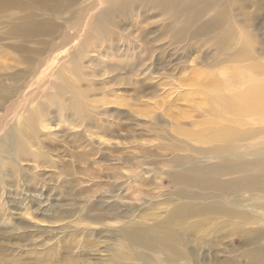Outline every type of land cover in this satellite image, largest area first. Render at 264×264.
<instances>
[{
  "label": "bare ground",
  "instance_id": "bare-ground-1",
  "mask_svg": "<svg viewBox=\"0 0 264 264\" xmlns=\"http://www.w3.org/2000/svg\"><path fill=\"white\" fill-rule=\"evenodd\" d=\"M77 1L0 0V13L12 9L24 12L23 15L10 13L9 18L15 21L6 25L5 33L18 40L15 39L14 45L2 44L20 52L13 60L26 64L25 70H18L16 75L24 74L29 80L39 74L40 80L51 83L53 92L43 96L49 102L28 105L37 95L4 93L1 78L10 74L0 73V107L13 109L0 118V184L4 176L14 178L21 171L22 160L37 162L41 157L37 148L42 141L36 139V131L48 118V106L60 114L74 112L76 118L84 120L81 111H76L83 105L79 90L75 95L59 98L65 89L70 90L63 85L65 80L61 78L63 72L58 66L60 57L56 51L62 49L61 54L67 55L69 61L63 65L68 75H76L80 55H85L89 44L97 45L99 41L113 51L125 48L119 53L126 57L119 66L125 64L130 70L139 68L145 74L146 57L134 53L135 50L132 55L127 52L133 44L128 38L132 35L120 31L117 25L120 21L117 23L114 18L117 14L122 20L137 17L138 22L130 20L132 28L139 30L141 22L148 17L161 16L164 20L155 29L138 31L145 38L156 31L150 38L156 43L168 37L166 45L161 42L155 50L162 52L167 46L180 45L182 57L184 51L193 50L200 36L204 44H212L220 52L215 63H225L207 77L209 91L204 89L206 95L202 97L208 109L200 112L202 122L191 120L205 126L199 131L174 129L188 143L160 144L158 150L155 146L131 144L118 150L119 154L128 152L127 160L122 156L111 159L110 165L114 166L108 165L104 176L111 180L104 192L99 191L98 201H71L80 206L85 220L93 225L83 228L94 240L85 245L79 242L75 250L94 253L97 257L93 264H100L103 256L95 247L96 242L110 244L107 246L110 264H264V19L258 17L264 13V0ZM251 4L254 9L244 10ZM96 7H99L97 13L92 14ZM61 10L74 15L69 20L63 18L62 23L56 22L62 18ZM72 17L74 20L70 22ZM84 18V24L75 27ZM90 18L93 20L90 25L94 27L88 31ZM106 24L114 30L102 32ZM61 26L65 29L60 30ZM93 30H97L96 36L91 35ZM184 41L186 45L182 46ZM139 47H143L141 52L150 49ZM24 50L29 53L22 55ZM54 80L60 85L54 87ZM30 88V82L23 86L25 90ZM12 89L19 92L20 86ZM173 119L178 122L177 118ZM150 150L169 157L155 159L150 157ZM120 162L123 164L115 167ZM145 166L148 170H144ZM85 169L80 168L79 172L84 173ZM25 182L20 186L23 205L36 202L37 211H48L52 206L48 203L50 191ZM81 188L73 190L71 195L80 197L85 189ZM27 209L30 208L26 204ZM110 217L113 223L119 224V229L108 225L105 219ZM58 227L62 229L64 225ZM59 229L51 230L56 234ZM109 230H115L116 235ZM67 250L71 251V247Z\"/></svg>",
  "mask_w": 264,
  "mask_h": 264
},
{
  "label": "rangeland",
  "instance_id": "rangeland-1",
  "mask_svg": "<svg viewBox=\"0 0 264 264\" xmlns=\"http://www.w3.org/2000/svg\"><path fill=\"white\" fill-rule=\"evenodd\" d=\"M260 1L262 2V0ZM77 2L80 3L81 0ZM99 7H96L92 14H96ZM252 9H254L253 4L244 8L248 11ZM61 11L62 18H57L56 22L60 23L61 21L62 23L63 18L69 20L74 15V12L71 14V11L68 10ZM14 12L16 15L24 14L18 9L0 13V50L2 51L0 55L2 66L0 67H3V70L0 69V73L10 74L7 78H1V84L4 85L2 89H4V93H10L11 95H37L34 100L28 102V105L38 106L37 103L49 102V98L43 99V96L53 94L49 85L51 83L46 84L48 83L46 79L40 80L38 78L39 74L29 80L26 79L24 74L17 76V72L25 70L26 64L13 60V58L15 59L20 55V52L2 45L4 43L14 45L18 40L5 33L6 25L15 21L13 18H9L10 13ZM117 15H115L114 20L117 23L120 21L117 24L118 29L133 36V38L132 36L128 37L133 44L127 52L131 55L140 53L146 57L145 66L147 70L145 72L147 74H141L142 71L139 72V68L130 70L125 64L119 66L122 63L121 61L126 58L119 54L125 48L120 51H116V49L113 51L104 48L106 43L101 45L98 41L97 45H94V43L89 44L84 53L85 55H83L84 57L80 55L76 75L74 73L68 75L66 72L68 71L67 67L63 65H66V62L69 61L67 55L63 56L64 53L61 54L62 49L56 51L60 57L58 66L60 65V70L63 72L61 78L65 80L63 85L72 91L71 93L65 89L64 93L61 92L63 95L59 98L70 97L79 90L83 105H80L81 110L77 109L76 111H81L84 120L81 117L76 118L74 112H72V115H68V113L60 114L56 108H52L51 105L48 106L46 108L48 118L46 122H43L45 125L43 124L42 127L38 125L36 131V139L39 138L42 141L40 147H36L41 152V157L37 162L22 160L21 171L17 173L18 175L15 174L14 178L4 176L1 180L0 264H93L95 257H97L93 256L94 253L87 254V252H77L75 250L79 242L85 245L89 240L94 239L84 230L85 227H93V225L85 220L83 217L84 211L80 209L77 203H72V199L82 203H86L89 199L92 202L98 198L99 191L104 192L106 190L111 179L104 176L108 167L114 166V164L110 165L112 163L111 159L122 156L124 160H127L125 156L128 154L127 151L120 152L121 154L118 153V150L122 147L131 144H144L147 147L155 146V149L158 150L157 147L160 144L171 145L174 142V144L180 145V141L188 143V140L174 129L182 128L184 130L199 131L202 126H205L191 120L202 122L203 115L200 112L208 109L202 95H206L204 89L209 91L207 77L225 65V63H218V65L215 63L216 57L220 56V52L217 49L214 50V45L204 44L203 38H200V36L193 50L189 53L188 50L184 51L182 57H180V45L179 47L167 46L162 52L155 50L157 44L168 42V37H165L160 43H156L150 39L153 34L157 33L156 31L149 33L146 38L141 36L138 31L155 29L164 20L161 16L148 17L146 21H142L140 24L142 30L136 28L135 30L131 25L134 21L138 22L139 18H130L133 21L131 22L129 18L128 21L122 20V16ZM260 16L264 19V13L258 15V17ZM70 20L72 22L74 18L72 17ZM92 21V18H90V23H87L86 28L88 31L91 27H94L90 25ZM84 22L85 18L77 22L75 27H79V24L82 26ZM146 22H151V25ZM100 24L101 21L96 27L97 30ZM113 28V26L106 24L102 32L108 29L114 30ZM64 29V26L60 27V30ZM97 30H93L91 35L96 36ZM260 30L262 32L263 28L260 27ZM261 32L258 31L259 36H262ZM28 44L33 46V43ZM181 45H186V41ZM139 46H147L150 49L141 52L143 47ZM22 52V55L29 53L27 50ZM221 52L226 51L222 50ZM130 54L127 58L130 57ZM28 82L31 83L30 90L23 89V86ZM18 85L20 91L15 92L12 88ZM57 85H60L59 82L54 80L53 86ZM11 110L13 109L7 110L4 105L0 107V118H3L7 113L10 114ZM173 118H177L178 122H175ZM191 122L192 124H190ZM115 146L117 147L115 148ZM157 150H150V157L155 159L160 157L167 160L169 154L163 156L157 153ZM120 164L123 163L120 162L115 167ZM84 167H86L83 170L84 173L79 172V169ZM148 168V166H145L144 170H148ZM128 172L131 173V168ZM152 174V172H149V175ZM97 175L100 176L98 182L96 180ZM90 176H94L93 181L90 180L92 179ZM25 181L31 183L30 185L37 186V189L47 188L50 191L48 203L52 206L48 211H37L36 202L26 203L30 209L25 210L26 204L23 205L24 201L20 191L21 183ZM79 187L85 188L82 190L81 196L74 197L73 194L71 195V192H75L73 190ZM15 193H18V195ZM69 203L70 205H68ZM159 207L164 208L163 205ZM111 220H113V217L105 219L108 225L119 229V224L113 223L115 221L112 222ZM62 224L64 228L59 229L58 226ZM37 225L44 228H39ZM53 228L54 230L55 228L59 229V231L55 234L51 230ZM61 230L64 231L61 232ZM109 232L116 235L115 230H109ZM95 240L97 241V239ZM109 245L104 242L101 244L96 242L95 244V247L103 255L100 264L111 263L108 260L111 256V253L107 251ZM237 245L239 246V244ZM69 246L71 251L67 250Z\"/></svg>",
  "mask_w": 264,
  "mask_h": 264
}]
</instances>
